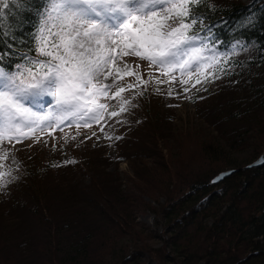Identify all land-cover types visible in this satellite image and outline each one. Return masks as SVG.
<instances>
[{"label":"rangeland","instance_id":"obj_1","mask_svg":"<svg viewBox=\"0 0 264 264\" xmlns=\"http://www.w3.org/2000/svg\"><path fill=\"white\" fill-rule=\"evenodd\" d=\"M243 55L240 53L238 57ZM117 63L119 79L113 84L108 97L98 101L107 105L102 110L103 118L88 120V126H85L86 118L80 117L61 122L56 119L59 114L55 110V101L48 97L45 98L48 103L44 111L52 112V126L37 129L31 139L22 143L13 141L0 146L10 153L3 162L4 170L11 168V176L15 177L6 187L0 188V264H19L20 260H26V256L33 257L26 247L36 248L43 230H52L54 223L59 225L61 221H75L82 212L89 213L88 197L94 195L98 187L103 188L109 196L107 199L112 195L117 199H126L132 205L130 211L136 217L135 223L152 228L155 216L141 205L148 199L140 196L137 189L151 192L159 190V187L155 183L141 185L138 179L151 175L147 173L149 168L155 170L152 174L157 175L160 166L156 164L161 159L165 160L171 150L169 158H172L177 145L187 153L188 157L179 164L186 165L184 168L190 171L189 179H203L226 169L236 172L230 167L222 168L219 163L213 164L214 160L207 162L203 150L207 148V133L219 136L221 132H227L226 125L228 129H236L245 123H238L229 117L249 108L238 107L242 99L249 97L242 86L245 80H241L239 74L224 76L223 81L220 77L204 84L206 91H197L201 85L197 84L196 88L191 85L200 78L199 73L183 77L179 72L165 75L158 68L150 67L148 61L135 56H124ZM109 69L113 73L108 81L111 84L117 76L116 66L110 64ZM171 75L176 76V81L171 80ZM181 79L189 83L181 84ZM141 80L147 83H141ZM157 80L163 83L157 84ZM129 85L135 87L129 88ZM185 87L191 90L185 93ZM119 88L126 91L109 99ZM169 88L172 89V96L168 95ZM121 98L130 102L127 111L109 118L110 112H120ZM248 103L252 104L248 101L246 106H249ZM223 118L224 121L219 124L217 120ZM263 123L264 114H260L256 122L246 124L244 128L254 130ZM109 136L121 139L106 138ZM263 149L264 137L260 135L246 155L225 153L223 159L229 158L238 163L248 159L247 163H250L254 159H250L253 153L259 154ZM155 181H158L157 177ZM95 216L92 215V218L97 220ZM115 228L113 226V234L117 238L121 235ZM97 239L92 245L93 254L99 252L102 243L109 242H105L102 236ZM104 250L109 251V244ZM100 261L105 264L103 258ZM142 262L147 264L145 260Z\"/></svg>","mask_w":264,"mask_h":264},{"label":"trees","instance_id":"obj_2","mask_svg":"<svg viewBox=\"0 0 264 264\" xmlns=\"http://www.w3.org/2000/svg\"><path fill=\"white\" fill-rule=\"evenodd\" d=\"M210 3L215 5V11L208 8L201 11L208 17L205 23L214 26V39L220 42V48L236 39L248 48L242 57H235L237 66L230 70L231 74L222 75L224 80V76L233 77L237 73L245 80L242 86L249 97L242 99L238 107L249 108L229 116L245 123L236 129H228L226 125L227 132L219 136L207 133V148L203 150L206 161L214 160L213 164L236 172L217 183L212 182L213 178L228 169L203 179H189L190 171L184 168V163L179 164L188 157L187 153L177 145L172 158H169L171 150L165 160L156 164L160 166L157 175L149 168L147 173L151 175L138 179L141 185L155 183L159 187L151 192L137 189L140 196L148 199L141 205L155 216L152 228L135 223L132 205L126 199L118 200L111 192L108 194L113 197L107 199L109 196L98 187L88 197V215L82 212L75 221H61L59 225L54 223L52 230H43L36 248L26 247L33 257L26 256L19 264H102V258L105 264H144V260L147 264H264V162L247 167L264 156V149L259 154L253 153L250 163L248 159L239 163L223 159L225 153L246 155L260 135L264 137V123L254 130L244 128L264 114V0H210ZM46 6L45 0H24L23 4L4 10L5 28L14 39L6 37L0 44V49L12 53L0 61V67L16 71L15 65L21 62L16 53L23 55L33 46L32 36L40 21L38 12H43ZM9 43L14 47L9 48ZM248 101L252 104L246 106ZM217 121L222 124L224 118ZM113 226L121 236H114ZM99 236L109 242L102 243L99 252L93 254L92 245ZM106 244L108 252L102 251Z\"/></svg>","mask_w":264,"mask_h":264},{"label":"snow or ice","instance_id":"obj_3","mask_svg":"<svg viewBox=\"0 0 264 264\" xmlns=\"http://www.w3.org/2000/svg\"><path fill=\"white\" fill-rule=\"evenodd\" d=\"M24 0H0V44L4 38H13L5 28V12L10 5L19 6ZM46 7L32 36L33 46L23 55L16 71L0 67V146L13 141L22 143L31 139L37 129L52 126V112H45L48 101H55L59 121L76 117L95 121L107 108L98 103L108 97L113 84L119 79L118 61L124 56H135L158 68L162 74L179 72L199 73L191 85L214 82L222 75H230L236 64L235 57L248 50L236 39L224 51L213 39V25L201 9L215 11L210 0H45ZM243 27V24L240 25ZM24 43V41H20ZM13 48V44H8ZM31 53V54H30ZM12 53L0 49V61ZM116 66L113 76L109 65ZM127 67V64H125ZM139 67V65H137ZM201 69H204L201 72ZM139 80L140 77L138 76ZM151 79V77H150ZM176 81V76L171 75ZM181 84L189 82L181 79ZM146 84L147 81L141 80ZM157 84L163 81L157 80ZM135 87L129 85V88ZM191 89L184 88L187 93ZM126 91L119 88L115 95ZM157 93L159 89H156ZM142 94V93H141ZM168 95L172 96L169 88ZM130 102L121 98L120 112L112 111L109 118L127 111ZM119 122V121H117ZM103 131V129H101ZM95 134V133H94ZM121 139V137H106ZM7 149L0 147V188L15 177L12 169L4 170L9 158Z\"/></svg>","mask_w":264,"mask_h":264},{"label":"water","instance_id":"obj_4","mask_svg":"<svg viewBox=\"0 0 264 264\" xmlns=\"http://www.w3.org/2000/svg\"><path fill=\"white\" fill-rule=\"evenodd\" d=\"M263 157L264 156L261 155L257 160L253 161L247 167L250 168V167L260 166L263 163ZM232 173H233V170H226L224 172L219 173V175L215 178L214 183L221 181L222 179H224L225 177L229 176Z\"/></svg>","mask_w":264,"mask_h":264}]
</instances>
